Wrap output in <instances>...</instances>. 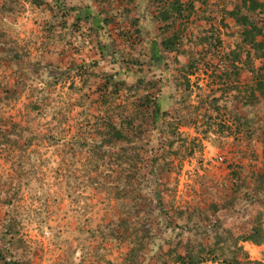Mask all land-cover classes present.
Returning a JSON list of instances; mask_svg holds the SVG:
<instances>
[{"label":"rangeland","instance_id":"1","mask_svg":"<svg viewBox=\"0 0 264 264\" xmlns=\"http://www.w3.org/2000/svg\"><path fill=\"white\" fill-rule=\"evenodd\" d=\"M218 1L88 63L39 52L53 0H0V264H264V54L230 14L261 43L264 0Z\"/></svg>","mask_w":264,"mask_h":264},{"label":"crops","instance_id":"2","mask_svg":"<svg viewBox=\"0 0 264 264\" xmlns=\"http://www.w3.org/2000/svg\"><path fill=\"white\" fill-rule=\"evenodd\" d=\"M207 1L202 0L204 4ZM63 2L61 7L55 6L59 11L58 19L43 24L45 26L43 42L38 41L36 46L39 52L44 50L43 44H46L47 49L53 50L55 47L54 51L57 54L72 52L73 56L82 55L88 63L97 52L101 56L105 55L108 40L121 42L127 51L134 52L135 46L131 48L129 44L133 38L147 29L142 26H149V22L154 23L157 14L152 0H63ZM214 2L215 7L221 5L218 0ZM51 42L54 44L48 46ZM111 54H115L112 48ZM62 60L66 62L67 58Z\"/></svg>","mask_w":264,"mask_h":264},{"label":"trees","instance_id":"3","mask_svg":"<svg viewBox=\"0 0 264 264\" xmlns=\"http://www.w3.org/2000/svg\"><path fill=\"white\" fill-rule=\"evenodd\" d=\"M53 1L57 7H61V5L64 4L63 0H53ZM152 1L155 4L157 9L161 8V3L163 0H152ZM251 2L256 7L263 6L262 4L257 3L256 0H251ZM230 14L232 16H236V20L239 21L244 27V29L242 31V41L244 43L251 44L252 46H254L256 48L262 49V52L264 54V41L261 43H258V44H254V42H256V36L261 33V27H258L257 25L252 24L250 22V20L248 19V17L245 15H240L239 17H237V15H235L236 13L234 11H231ZM155 17L158 20L167 21L170 18L169 9H167V8L162 9L161 11L157 12ZM171 42L172 41L170 39H168V41L163 40L161 42V45L164 46L165 49H169L171 46V44L169 45V43H171ZM155 50H156V43H154L152 46V51L154 52V54H152V58L154 60H156V62H160V57L156 53ZM256 221L251 228V232L248 235L242 237V240L250 241L252 243L258 244L264 239V229H262L261 225L259 224L260 222H258V217H256ZM208 251H210V250H208ZM193 256H194L193 254L188 255V260L189 259L191 260L190 263H195V262H199V261L203 260V258L197 259L196 257L194 259ZM212 259H215V257H212ZM177 260H179L180 263L187 262V259L181 255L177 256Z\"/></svg>","mask_w":264,"mask_h":264},{"label":"built area","instance_id":"4","mask_svg":"<svg viewBox=\"0 0 264 264\" xmlns=\"http://www.w3.org/2000/svg\"><path fill=\"white\" fill-rule=\"evenodd\" d=\"M216 159H217V161H220V162L223 161V157L221 155L217 156Z\"/></svg>","mask_w":264,"mask_h":264}]
</instances>
